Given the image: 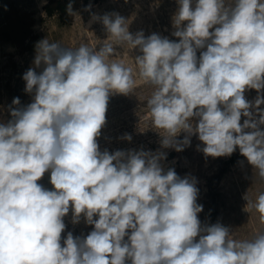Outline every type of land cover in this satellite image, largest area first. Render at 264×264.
I'll return each mask as SVG.
<instances>
[{"label":"clouds","instance_id":"obj_1","mask_svg":"<svg viewBox=\"0 0 264 264\" xmlns=\"http://www.w3.org/2000/svg\"><path fill=\"white\" fill-rule=\"evenodd\" d=\"M176 2L178 41L132 34L129 20L105 14L93 15L110 41L98 50L37 42L22 77L33 101L0 123V264H264V232L241 241L220 223L202 226L196 180L165 172L166 153L100 151L110 96L137 83L109 59L127 46L141 53L137 76L153 89L146 106L162 148L183 151L197 135L205 157L238 148L264 180V0ZM49 171L53 190L38 183ZM251 206L264 223V192ZM70 210L73 224L94 227L61 243Z\"/></svg>","mask_w":264,"mask_h":264},{"label":"rangeland","instance_id":"obj_2","mask_svg":"<svg viewBox=\"0 0 264 264\" xmlns=\"http://www.w3.org/2000/svg\"><path fill=\"white\" fill-rule=\"evenodd\" d=\"M46 2L0 0V123L6 124L12 119V108L26 107L33 101V94L25 92L26 82L22 77L29 68L35 67L37 42L47 39L50 43L73 50L82 44L98 50L101 44L110 42L103 24L93 19V15L119 14L130 21L132 34L142 31L145 37L156 33L170 40L179 39L172 35L175 30L172 17L178 6L176 0H99L81 7L68 25H62L57 16H49L45 12ZM203 50H198V57ZM140 54L138 49L131 50L125 46L117 48L109 58L133 68L137 83L130 95L110 96L106 124L97 138L100 151L107 150L110 154L117 150L166 153V159L161 161L165 172L174 169L179 177L196 180L199 189L197 203L203 205V211L198 214L202 226L220 223L230 229V238L241 241L251 240L264 232L260 214L251 206L264 192V180L259 178L257 170L248 164L238 148L230 157H205L199 150L204 145L197 135L190 138V146L183 151L162 148L160 130L152 126L146 106L153 89L137 76L134 58ZM41 70L36 69L38 73ZM245 96L252 101L257 92L250 90ZM16 97L20 99V105L12 104ZM125 134L131 135V141L123 139ZM184 135L181 133L177 139L182 140ZM38 183L47 190H53L50 171ZM64 223L66 228L61 234V243L68 232H72L74 237L84 238L94 227L87 225L83 218L73 224L71 210L64 217Z\"/></svg>","mask_w":264,"mask_h":264},{"label":"trees","instance_id":"obj_3","mask_svg":"<svg viewBox=\"0 0 264 264\" xmlns=\"http://www.w3.org/2000/svg\"><path fill=\"white\" fill-rule=\"evenodd\" d=\"M98 1L99 0H72L74 12L71 15L66 12V6L69 0H47L44 4V9L49 16H57L62 25H68L72 23L75 13L81 7Z\"/></svg>","mask_w":264,"mask_h":264}]
</instances>
